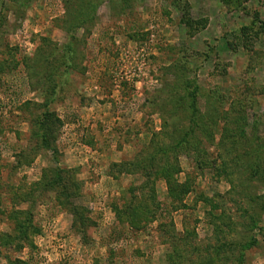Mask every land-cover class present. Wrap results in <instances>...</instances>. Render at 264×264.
<instances>
[{
	"label": "rangeland",
	"instance_id": "1",
	"mask_svg": "<svg viewBox=\"0 0 264 264\" xmlns=\"http://www.w3.org/2000/svg\"><path fill=\"white\" fill-rule=\"evenodd\" d=\"M0 264H264V0H0Z\"/></svg>",
	"mask_w": 264,
	"mask_h": 264
},
{
	"label": "trees",
	"instance_id": "2",
	"mask_svg": "<svg viewBox=\"0 0 264 264\" xmlns=\"http://www.w3.org/2000/svg\"><path fill=\"white\" fill-rule=\"evenodd\" d=\"M78 28H80V27H78ZM65 49H67L66 50V57H68L69 55H72V52H73V45L72 44H67V46H65ZM64 58H65V53H64V56H63ZM50 115V114H49ZM146 174H148V172L147 173H145V175ZM60 179H53L52 180V182H49V186L51 185V186H55L56 184H57V182L59 181ZM60 182H61V180H60ZM145 188H146V186H145ZM17 228H19L20 230H22V228H23V225H21V224H19L18 226H17ZM5 236V239H7L9 242H11V239H10V237H8L7 235H4Z\"/></svg>",
	"mask_w": 264,
	"mask_h": 264
}]
</instances>
